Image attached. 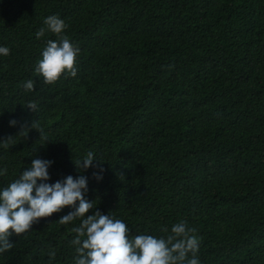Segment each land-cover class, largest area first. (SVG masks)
I'll use <instances>...</instances> for the list:
<instances>
[{
  "label": "trees",
  "instance_id": "obj_1",
  "mask_svg": "<svg viewBox=\"0 0 264 264\" xmlns=\"http://www.w3.org/2000/svg\"><path fill=\"white\" fill-rule=\"evenodd\" d=\"M53 14L80 53L75 78L46 85L34 67L56 37L36 32ZM0 46V141L12 136L0 190L50 160L48 183L87 178L86 215L111 214L130 236L184 220L200 264H264V0H0ZM89 151L100 180L74 164ZM70 211L11 236L0 264H74L80 219L59 223Z\"/></svg>",
  "mask_w": 264,
  "mask_h": 264
},
{
  "label": "clouds",
  "instance_id": "obj_2",
  "mask_svg": "<svg viewBox=\"0 0 264 264\" xmlns=\"http://www.w3.org/2000/svg\"><path fill=\"white\" fill-rule=\"evenodd\" d=\"M43 25L36 32L37 39L46 33L55 35L56 39L46 41L41 58L35 64L34 75L46 85H55L62 78H75L80 48L65 34L68 25L58 14L47 16ZM9 54L8 47L0 46V55ZM35 84L34 80L29 79L23 87L26 91H34ZM25 106L37 111L34 101H29ZM9 123L15 125L17 121L13 119ZM30 127L41 133L40 139L48 141L37 120H33ZM28 130V125H22L17 134L25 137ZM11 141L12 136L0 141V144L8 148ZM94 160L98 163L94 164ZM103 161L89 151L82 160H75L74 164L79 171L90 167L98 169L92 175L100 180L104 171ZM52 163L50 160L34 158L19 178L0 190V253L12 249L14 244L9 239L11 236H20L30 231L33 224L39 223L41 219L71 207L73 211L61 216L59 223L68 225L80 219V224L69 230L75 234L71 241L76 252L74 264H200L198 252L201 237L197 235L195 227L188 226L187 221L174 223L170 233L167 227H162L161 232L169 233L166 236H130L128 225L111 214L105 215L96 210L86 215L94 205L85 198L87 178L84 175L75 178L68 175L63 180L48 183V168ZM6 173V168L0 170V175ZM48 255L55 258L56 253L53 250Z\"/></svg>",
  "mask_w": 264,
  "mask_h": 264
}]
</instances>
